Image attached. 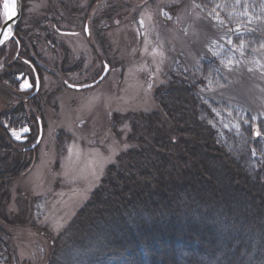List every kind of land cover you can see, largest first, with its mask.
<instances>
[{"label":"trees","instance_id":"obj_1","mask_svg":"<svg viewBox=\"0 0 264 264\" xmlns=\"http://www.w3.org/2000/svg\"><path fill=\"white\" fill-rule=\"evenodd\" d=\"M194 2L215 21L220 39L210 43L193 71L177 60L167 83L154 92L156 110L113 116L112 132L119 137L117 129L126 123L131 148L107 167L67 227L48 236L44 264H264V117L200 96L221 85L224 73L241 61L264 75L254 55L264 49L256 36L264 32V0ZM68 4L64 17L76 25L87 21L89 10ZM59 21H52V30ZM37 39L52 45L42 31L31 36L18 25L15 39L0 47L1 96L9 90L15 97L17 76L34 80L32 70L41 83L51 74ZM42 100L38 93L5 103L0 111L4 223L12 183L33 164L36 149L27 148L36 141ZM22 127L32 132L24 144L11 136ZM4 236L0 229V263L11 258Z\"/></svg>","mask_w":264,"mask_h":264},{"label":"rangeland","instance_id":"obj_2","mask_svg":"<svg viewBox=\"0 0 264 264\" xmlns=\"http://www.w3.org/2000/svg\"><path fill=\"white\" fill-rule=\"evenodd\" d=\"M71 1L89 10L86 22L76 25V20L63 16L68 0H23L21 32L33 36L42 31L53 40L52 48L39 41L40 37L35 41L38 55L48 63L44 69L51 74L45 73L38 89L44 108L42 138L33 153V164L12 183L8 222L0 218L11 257L0 264L45 263L48 236L56 237L67 227L98 187L107 167L131 148L126 123L117 129L119 137L112 132L113 116L156 110L154 92L167 83L177 60L183 59L195 70L210 43L221 35L215 21L194 0ZM3 4L1 0L0 26L5 22ZM52 21H59L56 31ZM256 36L264 42V32ZM9 47L13 49V45ZM32 54L36 60L35 50ZM254 55L264 66V49ZM106 68L105 78L95 87L76 91L65 86L94 83ZM16 79L15 97L9 90L3 96L0 91L1 112L5 103L15 105L35 91L33 78ZM200 96L252 118L264 117V75L243 61L224 73L221 85ZM31 133L22 127L11 131V136L24 144Z\"/></svg>","mask_w":264,"mask_h":264},{"label":"water","instance_id":"obj_3","mask_svg":"<svg viewBox=\"0 0 264 264\" xmlns=\"http://www.w3.org/2000/svg\"><path fill=\"white\" fill-rule=\"evenodd\" d=\"M21 10H22V5H21V0H16V16L13 17L10 21L5 22L1 27H0V46L4 43H8L14 36L15 30L18 26L20 17H21ZM86 35H88L87 32V27L85 29ZM108 69L106 68L104 73L101 75V77L96 80L94 83L88 84V85H83V86H68L69 89L76 90V91H83L90 89L92 87H95L98 85L106 76ZM39 89V83L36 81V87H35V92L34 95L37 94ZM255 136L257 137L256 133ZM42 138V128L40 126L39 122V136L37 141L35 142L34 145H32L28 150L32 151L34 150L40 143V140Z\"/></svg>","mask_w":264,"mask_h":264},{"label":"snow or ice","instance_id":"obj_4","mask_svg":"<svg viewBox=\"0 0 264 264\" xmlns=\"http://www.w3.org/2000/svg\"><path fill=\"white\" fill-rule=\"evenodd\" d=\"M16 16V0H4L3 4V17L5 21H10ZM107 67V66H106ZM258 136L259 133H256Z\"/></svg>","mask_w":264,"mask_h":264},{"label":"bare ground","instance_id":"obj_5","mask_svg":"<svg viewBox=\"0 0 264 264\" xmlns=\"http://www.w3.org/2000/svg\"><path fill=\"white\" fill-rule=\"evenodd\" d=\"M3 1H4V0H3ZM70 6H71V5L67 3V5L65 6V9L67 10ZM85 29H86V27H85ZM14 39H15V33H14L13 38H12L10 41H12V40H14ZM49 48H50V47H49ZM31 73H32V76L35 78V77H36V74H35L34 72H31Z\"/></svg>","mask_w":264,"mask_h":264},{"label":"flooded vegetation","instance_id":"obj_6","mask_svg":"<svg viewBox=\"0 0 264 264\" xmlns=\"http://www.w3.org/2000/svg\"><path fill=\"white\" fill-rule=\"evenodd\" d=\"M15 45H16L17 53H18V52H19V49H20V46H19L18 41H15ZM52 45H53V44H52ZM52 45H50L51 48H52ZM31 72H33V71L31 70Z\"/></svg>","mask_w":264,"mask_h":264}]
</instances>
